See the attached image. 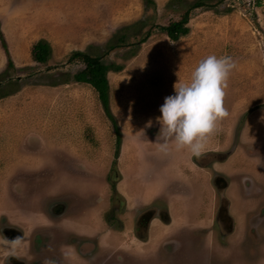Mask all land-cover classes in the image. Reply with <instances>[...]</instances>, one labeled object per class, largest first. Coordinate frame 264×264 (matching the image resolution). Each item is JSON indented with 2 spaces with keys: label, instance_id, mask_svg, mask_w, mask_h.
<instances>
[{
  "label": "rangeland",
  "instance_id": "374dc122",
  "mask_svg": "<svg viewBox=\"0 0 264 264\" xmlns=\"http://www.w3.org/2000/svg\"><path fill=\"white\" fill-rule=\"evenodd\" d=\"M191 1L173 8L174 0H155L153 9L146 0H0V29L17 67L0 87L11 92L0 97V221L20 217L25 233L51 231L44 250L53 264H264V0L197 8L176 41L154 29L179 19ZM147 29V40L130 46ZM122 32L126 43L114 45ZM39 39L51 45L46 63L32 59ZM73 50L109 52L106 60L122 66L107 74L117 158L96 91L72 78L82 66L67 63ZM209 54L235 62L224 88L228 115L200 158L161 154L159 106ZM6 63L0 39V72ZM57 202L65 209L53 216ZM152 207L158 214L139 227L140 238L135 222ZM79 244L91 249L81 255Z\"/></svg>",
  "mask_w": 264,
  "mask_h": 264
},
{
  "label": "clouds",
  "instance_id": "9594fccd",
  "mask_svg": "<svg viewBox=\"0 0 264 264\" xmlns=\"http://www.w3.org/2000/svg\"><path fill=\"white\" fill-rule=\"evenodd\" d=\"M234 67L230 56L209 54L198 61L187 81L174 83V94L164 97L156 118L159 153L186 150L190 159L204 154L217 123L228 115L224 88Z\"/></svg>",
  "mask_w": 264,
  "mask_h": 264
},
{
  "label": "trees",
  "instance_id": "16d2710c",
  "mask_svg": "<svg viewBox=\"0 0 264 264\" xmlns=\"http://www.w3.org/2000/svg\"><path fill=\"white\" fill-rule=\"evenodd\" d=\"M184 0H174L172 7L177 8L178 5ZM224 0H193L191 2H187L185 8L182 9L180 18L177 20H170L167 24H154V29L164 32L171 40L176 41L179 38L187 35L190 31V27L188 26V22L193 10L197 8H212L216 7L221 4ZM146 3L154 9L156 6L155 0H146ZM217 9V8H216ZM226 8L225 10H227ZM219 10V9H218ZM223 11V10H221ZM142 20L136 21L133 23L135 29L136 27H140V23ZM152 30L147 29L144 33L138 36L136 33H133V40L130 46H138L151 35ZM134 36H138L134 38ZM127 33L122 32L117 37V42L114 45L119 43H126L127 41ZM0 39L2 43V47L7 56V63L6 67L3 71L0 72V87L3 85V81L8 79L10 83L12 80L11 75L8 74V69L12 68L14 70L17 69L13 60L9 54L7 43L4 39L3 33L0 29ZM90 54L82 50H73L71 51L67 63H74V62H81L82 66L78 68L72 74V78L76 82H83L89 84L97 93L98 98L101 102L102 108L111 121L114 130L116 132V140H115V150L114 154L117 158L120 151V144H121V136L120 130L116 121L115 116L112 114L110 107H109V82L107 74L110 70L112 71H119L122 69L121 64H117L112 61H107L105 56L108 54ZM51 54V45L48 41L44 39H39L33 43L31 48V55L32 59L38 63H46L49 59ZM52 66H48L47 69L51 68ZM27 69H34L32 66H24L21 70ZM11 92H3L1 89L0 97L6 96ZM111 189L113 192L117 193L116 186L114 182H110Z\"/></svg>",
  "mask_w": 264,
  "mask_h": 264
},
{
  "label": "flooded vegetation",
  "instance_id": "af4514ba",
  "mask_svg": "<svg viewBox=\"0 0 264 264\" xmlns=\"http://www.w3.org/2000/svg\"><path fill=\"white\" fill-rule=\"evenodd\" d=\"M64 209L65 207L63 202H57L52 205L51 214L53 216H60L61 214H63ZM156 214H158V212L154 207L146 208L139 214L134 227V231L137 236H140V238H144L145 235L142 233L140 234L139 227L145 231V229H147L148 227L149 222L152 218L155 217ZM219 215L222 216L221 213H219ZM33 217L34 215L32 217L29 215V219L32 222L35 221V218ZM159 217L163 219V212H159ZM18 220L22 221L20 217H18L15 221L14 218L5 215L3 216V220L0 221V264H53L52 259L44 250L45 248H47L48 242H53L51 231L45 230L44 236L41 232H38L37 228H32L28 233H25V229L21 227L22 225L20 224V222H18ZM64 226L68 228V231L70 232H72L73 230L78 232L76 230V224L72 225V223L67 221ZM84 227L82 226V228ZM79 231L87 230L79 229ZM85 234L90 233L85 232ZM67 235L68 233L64 232V237H67ZM24 240L26 244L25 242H22ZM79 246V252L81 255L89 252V250L91 249L89 247L90 245L87 244H79ZM35 248H40V250H38V252H33ZM73 252L74 251L69 252V258H71ZM44 254L46 255V257L43 260ZM60 264H69V262L62 261V263L60 262Z\"/></svg>",
  "mask_w": 264,
  "mask_h": 264
},
{
  "label": "water",
  "instance_id": "95a60500",
  "mask_svg": "<svg viewBox=\"0 0 264 264\" xmlns=\"http://www.w3.org/2000/svg\"><path fill=\"white\" fill-rule=\"evenodd\" d=\"M215 181L217 183L218 188H225L227 186L226 181L221 176L216 177ZM220 182H222V183L220 184ZM220 211H222V213H225L226 214V208H224L223 206L221 207ZM164 217L167 218V216H165V214L163 212V218Z\"/></svg>",
  "mask_w": 264,
  "mask_h": 264
},
{
  "label": "crops",
  "instance_id": "0c3cea01",
  "mask_svg": "<svg viewBox=\"0 0 264 264\" xmlns=\"http://www.w3.org/2000/svg\"><path fill=\"white\" fill-rule=\"evenodd\" d=\"M143 193H141V197H143L144 194H147L148 193V190H145V191H142ZM74 225V224H73Z\"/></svg>",
  "mask_w": 264,
  "mask_h": 264
}]
</instances>
